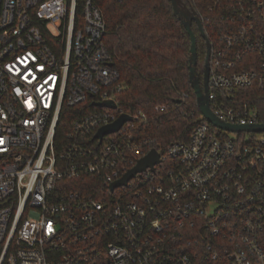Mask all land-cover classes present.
I'll return each instance as SVG.
<instances>
[{"label":"built area","instance_id":"2783aa9c","mask_svg":"<svg viewBox=\"0 0 264 264\" xmlns=\"http://www.w3.org/2000/svg\"><path fill=\"white\" fill-rule=\"evenodd\" d=\"M213 2L210 109L264 123L261 98L237 93L264 92V0ZM76 3L0 0V264H264V130L200 113L186 141L152 147L133 130L145 113L118 106L101 9L84 0L76 16ZM63 106L75 113L56 142ZM152 148L153 170L110 188Z\"/></svg>","mask_w":264,"mask_h":264},{"label":"trees","instance_id":"16d2710c","mask_svg":"<svg viewBox=\"0 0 264 264\" xmlns=\"http://www.w3.org/2000/svg\"><path fill=\"white\" fill-rule=\"evenodd\" d=\"M84 0H77L76 16ZM200 13L203 30L213 45L216 26L221 22L213 0H184ZM103 14L106 30L103 43L120 75L123 89L117 96L118 106L125 112L142 110L145 119L133 121V130L152 147L165 148L173 141H186L198 118L195 95L188 81L189 36L173 14L169 0H92ZM192 29L197 40V70L202 75L205 43L196 25ZM243 98H261L259 117L264 121V92L254 88L237 91ZM184 95L183 101L176 102ZM168 103L163 112L154 110ZM74 107H62L55 141L65 134Z\"/></svg>","mask_w":264,"mask_h":264},{"label":"water","instance_id":"95a60500","mask_svg":"<svg viewBox=\"0 0 264 264\" xmlns=\"http://www.w3.org/2000/svg\"><path fill=\"white\" fill-rule=\"evenodd\" d=\"M173 14L182 23L184 29L189 36V50H188V81L195 95L196 104L201 115L212 125L229 130V131H261L264 130V123L258 124H233L225 122L219 119L212 113L209 106L208 96V73H209V56H210V42L203 30L202 22L193 8L192 4L184 0H169ZM193 23L196 25L200 37L205 43V58L202 68V75L197 70V40L196 35L192 29ZM176 102L179 99L175 100ZM100 105L115 107L113 101H103ZM130 116L126 113L119 115L116 121L113 123L99 128L97 136L118 129L125 121L129 120ZM159 161V155L157 151L152 148L148 153L141 157L137 163L129 169L118 181L113 183L110 188L112 189L115 185L124 184L130 177L136 172L150 167L151 170L154 168V164Z\"/></svg>","mask_w":264,"mask_h":264},{"label":"rangeland","instance_id":"374dc122","mask_svg":"<svg viewBox=\"0 0 264 264\" xmlns=\"http://www.w3.org/2000/svg\"><path fill=\"white\" fill-rule=\"evenodd\" d=\"M229 135L233 137L235 134H234V133H232V132H230V133H229Z\"/></svg>","mask_w":264,"mask_h":264},{"label":"flooded vegetation","instance_id":"af4514ba","mask_svg":"<svg viewBox=\"0 0 264 264\" xmlns=\"http://www.w3.org/2000/svg\"><path fill=\"white\" fill-rule=\"evenodd\" d=\"M204 58H205V56H204Z\"/></svg>","mask_w":264,"mask_h":264}]
</instances>
